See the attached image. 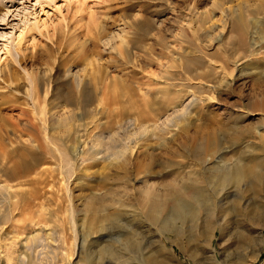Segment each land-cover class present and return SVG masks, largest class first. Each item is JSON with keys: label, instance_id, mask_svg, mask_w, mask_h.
Returning <instances> with one entry per match:
<instances>
[{"label": "rangeland", "instance_id": "obj_1", "mask_svg": "<svg viewBox=\"0 0 264 264\" xmlns=\"http://www.w3.org/2000/svg\"><path fill=\"white\" fill-rule=\"evenodd\" d=\"M5 1L12 9L5 20L0 19V167L3 165L0 184L7 183L5 177L10 178L8 184L23 182L14 186L20 189L21 196L17 204L14 197L11 205L12 201L4 200L5 196L0 195V264H264V161L256 166L255 180L248 177L244 186L228 189L223 207L215 214L219 219L214 231L212 221L215 217L211 221L205 211L197 219L191 213L177 216L173 210L166 213L169 217L165 214L162 218V221H168V229L164 231L161 230L164 222L150 219L143 203L131 198L145 184L138 182L137 190L136 186L127 185L126 172L109 164L113 156L107 151L114 149L110 147L108 139L117 131L116 121L124 118L121 121H127L125 124H128V128L119 133L124 138L127 137L125 132L129 133L128 137H134L128 143L140 152L131 166L143 172L138 174L140 177L145 178L148 170L144 168L150 160L146 158V148H157L164 143L167 147L162 146L154 151L156 159L149 169L153 173L147 182L162 185L166 180L178 179L181 184V179L190 181L191 178L197 180V184L204 185L202 191L213 196V187L205 182L208 173L205 172L201 176L204 178L199 181L197 173L193 172L201 170V167L195 165L193 160L172 153L179 151L191 158L200 155V143L188 141L197 132L203 141L213 135L218 141L216 150L220 152L224 149L222 147L231 146V135L225 130L235 125L236 119L229 115L231 109L247 111L244 103L258 101L264 87L258 88L257 77L251 75L246 85L234 81L232 88L219 92L222 73L216 72L210 59L213 58L217 65L223 64L229 70L232 68L231 61H236L241 53L242 57L247 55L242 60L243 66L248 71L258 70L257 66L264 64V39L257 38L258 53L228 45L225 54L210 45L209 41L214 36L204 34L200 37L195 25L191 27L192 32L186 29L188 27L185 19L181 20V13L187 12V1H195L200 9L209 8L214 12L216 23L222 24L218 4L221 0H173L171 5L167 4L170 0ZM243 1L247 2L249 8L245 17L252 31H249L250 34L264 38V11L252 5V0ZM233 2L240 3L238 0ZM180 10L184 11L180 13ZM3 11L6 9L0 13ZM156 18H159V22L163 21L159 28L155 26ZM115 32L117 36L119 32L124 35L123 40L119 36L114 37ZM84 38L89 39L87 45L80 43ZM165 43L172 44L170 52L163 48ZM77 46H84L83 52ZM142 46H150L152 55L138 56L142 54ZM162 51L169 57L162 58ZM14 52L24 57L21 64L14 61ZM86 54L101 60V74L88 73L94 86L99 91L101 89L103 97H108L106 99L110 105L108 109L102 108L103 111L98 115L96 133L100 138L97 141L100 151L97 156L82 160L74 174L66 171L62 174L58 164H55V158L50 157L49 161L42 163L41 152L31 149L32 142L28 136L32 129L30 123L34 122L37 129L39 124L31 107L30 96L24 92L31 87L28 86L31 80L38 85L40 79L48 74V68L53 67L54 81L50 84L51 92L47 100L52 107L51 115H60L59 111L63 109L53 106L63 102L64 96H70L79 89V84L72 80V73L82 75L85 72ZM177 57H181L183 63ZM128 60H138L139 63H135L134 67ZM7 66L15 72L16 79L12 84L10 78L13 75ZM2 67L8 71L1 72ZM107 73L112 76L110 84H106ZM24 83L25 91L19 88ZM211 85L218 89L214 91ZM42 90L40 93H44ZM251 109L250 116L239 120L243 127H250L251 139L250 136L248 138L255 141L254 127L264 125V113L257 108ZM76 111L78 114L85 113L86 120L88 115L94 113L89 109L87 112L84 109ZM123 111L126 113L122 116ZM137 112L150 115L146 131L136 129L139 124L132 118L138 116ZM210 116L220 121V125L214 128L209 126ZM52 117L51 130L54 134H63L67 130L64 124L71 120L75 124L79 122L76 115L72 119L65 117L64 120ZM108 123L113 125L112 133L110 127L105 126ZM221 124L229 125L224 127ZM184 126L186 129L182 131ZM154 130L156 134H153ZM131 132L136 133L131 135ZM7 138L11 146L7 145ZM247 142L245 140L233 145L226 157H238ZM258 155L264 160L262 149ZM252 156L256 157L257 153L253 152ZM16 164L21 171L19 176L12 178L10 171ZM35 164H40L37 169L32 167ZM44 165L54 171L57 165V171L48 173L46 186L34 185L31 177L36 179L41 176L36 171ZM141 165L142 168H139ZM132 167L128 168L129 174ZM28 168H31L30 173ZM196 191L193 189L191 192ZM90 196L102 200L103 208L100 206V211L110 214L94 227L83 219L86 210L84 202ZM198 205L194 202L191 208ZM95 206L99 207V203ZM32 235H37L38 240ZM255 254L256 258L253 257Z\"/></svg>", "mask_w": 264, "mask_h": 264}, {"label": "bare ground", "instance_id": "obj_2", "mask_svg": "<svg viewBox=\"0 0 264 264\" xmlns=\"http://www.w3.org/2000/svg\"><path fill=\"white\" fill-rule=\"evenodd\" d=\"M12 1H14V0H12ZM233 1L234 0H224V2H223L221 0V3H218L220 10H221L220 11L221 19H220V17H219V19H220V22H222V24L216 23V19L213 18L214 12L212 13L209 8L208 9H206V8L200 9L195 4V1L194 2L187 1V4L185 5L187 8V9H185L187 11L186 13L183 12L184 13L183 14V13H181V11H184V10H180V13L182 16L181 20L185 19V22H186L185 24L188 27L186 29H191V27L193 25H195L196 30L198 31V33H200V35H199L200 37H202V35H204V34H206L208 37L214 36L213 40L209 41L210 45L216 46L219 50H222L225 54H226V51H227L226 48L228 47V45L232 46L236 49H241V50L242 49H244V50L248 49L250 52H253L254 54L258 53V50H260V49H257L259 46L257 38H259V40L264 39V38L260 37V35H258V37H257V35H255V36L251 35L249 32L251 30H249L247 20L245 17V14H247L246 12L249 11V8L246 6L247 2L243 1V0H242L243 2H240L241 0L240 1L238 0V3L239 2L240 3L235 4ZM252 1H253L252 5H256V7L258 9H262L264 11V0H252ZM185 2H186V0H185ZM172 3H173V0H170V1H168L167 4L171 5ZM231 3H234V5ZM250 5L251 4H249L248 6H250ZM254 7L255 6H253V8ZM5 9H6V11H3L0 13V19L1 20H5L7 15H9V13L11 12L12 8L6 3L5 0H0V11L5 10ZM251 9H252V7H251ZM212 10H213V8H212ZM159 21H160L159 18L154 19L156 28H159L163 24V21H161V22H159ZM208 22H209V25H208ZM206 23H207V26H206ZM184 27H182V28H184ZM186 29H184V30H186ZM189 31L192 32V29ZM183 33L186 34L185 31ZM115 34H116V32H115ZM118 34H119L118 35L119 38H121L123 40L124 35L120 34V32ZM0 36H1V33H0ZM118 36L116 34L114 37H118ZM170 37L172 38L171 35H170ZM88 40H89L88 38H84L80 43L81 44L85 43L87 45V43L89 42ZM162 40H160V41H162ZM171 40H173V39H171ZM260 42H262V41H260ZM85 44H84V46H85ZM171 45H170V43H165V46L163 48L168 49L170 52L172 50ZM84 46H82V47L77 46V49H79V51L83 52ZM12 50H13V48H12ZM84 52H85V50H84ZM140 53H142L140 55L138 54V56H140V57L142 55L144 57V54L146 56H151L152 52H151L150 46L149 47L142 46ZM12 54H13L14 61L21 64L24 57H22V55H20L19 52H14ZM240 54L238 55L239 57H238V59H236V61H234V62L231 61L232 68L229 70L223 64L217 65L216 64L217 61H214L213 58L210 59V64L214 66V68L216 69V72L222 73V78L219 81V89H218V87H214L211 85L213 87L214 91L218 89L219 92H221V90H222V93H223L224 91L229 90V88H232L231 86H234V83H233L234 81H237V83L240 82L239 83L240 85H246V83L248 82L247 80L251 75H253L254 77H257L255 80L257 82L258 88L261 89L264 87V79H262V78H264V64H263V66L258 65L257 66L258 70L252 69V71H248L245 68V66H243L244 62L242 61L243 58L247 57V55L242 57L241 56L242 54L241 55ZM90 55L91 54L85 55L86 56L85 57V60H86L85 69H84L85 72L83 73V74H85V76L83 74L82 75L79 74L78 72L72 73L73 74L72 80L79 84V89L76 91L74 90L75 92L73 91L74 93H71L70 96H67V97L64 96L65 100L63 102H60L59 104L53 106L55 108L61 107V109L64 110V111L61 110L62 112L59 111L61 113L60 115H55V113H52L54 115H51L52 107H50V103L47 100V95L49 96V93L51 92L50 91V84L54 81L52 78V76L54 74L53 67L48 68V74L44 78L42 77L40 79L41 81L38 85H36L34 83V81H32L30 78L31 82H30V84H28V86H31V87H28L26 89L25 83L22 87H19V88L23 89V91H25L24 89L27 90V92H24V93H27L26 95L30 96L31 107H33L32 109H33V113L35 114V117H36L35 119L37 120V122L39 124V127L37 129L33 124L34 122L30 123L32 129H31L28 136L31 140L30 142H32L31 149H33V150L38 149V151L41 152L42 157H43L42 161H44L42 163H45L46 160L49 161L48 159L50 157L55 158L57 160L55 164H58L59 172L62 174L65 173V171L70 172L69 174H71V173L74 174L75 171L77 170V168L79 167V165L82 164L81 163L82 160L95 158L100 151V150L98 151L99 147H97L99 145V143L97 141H99L100 138H99V136H97V133H96V129L98 128V115L101 114V111H103V110H101L102 108L108 109L110 104L108 103L109 101L107 102V99H106L108 97H105V98L103 97L101 89L99 91L98 87L94 86V84L91 80V77L88 73V72H98L100 75L101 74L100 71H102L101 60L98 58L95 59L92 56L89 57ZM138 56H136V58ZM160 56L162 58L163 57H166V58L169 57L168 55L164 54L163 51L160 53ZM176 56H178V55H176ZM140 57H138V58H140ZM157 57L159 58V56H157ZM172 57L174 58V56H172ZM225 57H226V55H225ZM180 58L181 57H177L178 61H180V63H183L182 59H180ZM177 59L175 58V60H177ZM259 59H260V57H259ZM228 60H230V59H228ZM128 62L131 63L132 65H134V67H136L135 63H137L138 60H137V62H131V60H128ZM138 63H137V65H138ZM7 68L9 69V72L11 70V72H12L11 76L13 75V78H10V76L8 75L9 73H7V76L11 80L10 83L12 84L15 81L14 79H16V78H14L15 72H14L13 68H9V66H7ZM7 68L5 70V68L2 67L1 72H3V73L5 71L7 72L8 71ZM110 76H111L110 73L106 74V76H105V79L107 80L106 84H108L109 81L112 82L111 81L112 76L111 77ZM25 82H27V81H25ZM27 83H29V82H27ZM15 86H17V85H15ZM41 90L44 93H40ZM102 91H104V90H102ZM17 92H20V91L18 90ZM114 94H112V95H114ZM260 96L261 97L258 99V101L249 100L246 103H244L247 111L234 110L233 108L231 109V112L229 115H230V117L236 119L234 121L235 122L234 126H232L231 128H227L226 126L229 124H227V125L221 124L222 126L226 127L225 130L228 131V133L231 135V136H229V137H231V143H232L231 146L222 147L224 149L221 150V152H220V151L216 150V147L218 146V141L216 140V138H213V135L211 137L206 138V141H203L202 139L201 140L199 139V137H201V135L199 134V132H197V134L194 135L193 137H191L190 139H188V141L190 142V140H191V143H197V144L200 143V146H201L200 155L197 154L191 158V156H189L188 154H182L179 151H174L172 153L174 156L184 157L185 159H187L189 161L193 160L195 162V165L201 167V170H199V171L197 170L196 172H193V173H197L196 175H198L199 181L201 180V178H202L201 176L205 172L208 173V175L205 176L206 177L205 182L208 183L207 185L209 187L210 186L213 187V189H214L213 196H209L205 191H202V189L204 188L203 187L204 185L202 186V185L197 184L196 179H195L196 181L191 180V178H190V181H186L184 179H181V182H182L181 184L178 183L179 182L178 179L166 180L164 183H162V185L161 184L158 185V184L152 183V182H147V181H149L150 175L153 173L152 169L151 170H149V169H150V167H152L154 159H156L154 151L156 149L162 148V146L167 147V144L162 143L157 148L155 146L154 147L151 146L150 148L149 147L146 148V150L148 149V152L147 153L145 152L146 156H147L146 158H148L150 160L146 165H144V168L148 169V170H147V172L145 171L146 172L145 178H142L138 174L139 173L141 174L143 172H141L139 170L136 171L135 168L133 169V167L131 166L132 161L138 156L137 153L140 152L139 150H136L133 146H131L130 143H128L129 139H133L134 137H131V136L128 137L129 133L125 132V135H127V137H128V139L126 140L127 137L124 138L119 133V132H124V130H126L128 128L127 127L128 124H125V122H127V121L122 122L121 120H123L124 118L123 119L119 118L120 120H118V122L116 121V124H115L117 126V131H115L114 134L112 133L113 125L112 124L109 125V123L107 125H105L106 128L110 127V131L112 133L109 136L108 143L110 144L111 148L114 147V149H115V150L114 149L111 150L109 148L110 150H107V151L111 152L112 153L111 155L113 156V157L111 156L112 159H109V164L113 167L115 166L116 168H121L124 170V172H126L125 183H127V185L134 188L138 182H142L145 184L144 187L140 190H137V186H136L135 190L138 191L137 195H133V197H131V198L135 199L137 202L143 203V205H144L143 207L146 209L145 211L147 213V216L150 219H154V220H160L161 219L160 222H164L162 224L161 230L165 231L168 229L166 227V225L168 224V221H166V220L162 221V218L166 213L173 210V211H175L177 216H181V215L185 216V215H188V213H191L192 216H194L197 219H199L202 216L201 212L205 211L207 213L206 214L207 217L211 221L215 217V220L212 221L213 222L212 227H213V231H214L215 224H218V219H219L215 216V214L217 212H219L221 207H223V204H224L223 202L225 200L224 195L226 194L228 189L230 187L238 188V187L244 186L245 184H243V183H244L245 179L248 177L252 178V181L257 178L256 173H255L256 172V170H255L256 166L260 165V163L262 161H264V160H262V156L258 155V151L260 149H262L264 152V125L259 124V125H256L254 127V137L256 140L250 141L248 138L250 136V139H251V135L249 134L250 133V127H246V128L243 127L240 124L241 120H239V119H243V118L245 119V117L250 116V113L252 112L251 111L252 107L255 109L256 108L260 109L261 112L264 113V92H261ZM66 107H68V108H66ZM78 109H80V110L84 109V112L85 111L87 112L89 109L90 111H93L94 113L91 114L90 116L88 115L87 120H86L85 119L86 114L85 113L78 114L76 111ZM55 112L57 113L58 111H55ZM125 113H126V111H123L122 116ZM134 114H136V113H134ZM137 114H138V116L136 115L137 117L132 118L133 121H135L136 123L138 122V124H139L138 128H136V129L137 130L143 129L144 131H146L148 128V122H149L148 118H150L149 117L150 115L144 114L143 112L142 113L137 112ZM74 115H76L78 117L77 118V120L79 121L78 124H75L74 121L71 120L66 125L64 124V127L66 126L67 130L65 132H63V134L62 133L54 134V132L51 130V119L53 118L52 116H54V118L57 116L56 117L57 119L64 120L65 117L66 118L71 117V119H72V117ZM63 122H62V124H63ZM220 123L221 122L218 121L214 116L213 117L210 116V119L208 122L209 126L214 128L215 126L220 125ZM155 127H158V126H155ZM185 129H186L185 126L181 128L182 131H185ZM106 130H109V129H106ZM56 131H58V130H55V132ZM153 132H154L153 134H156L155 130ZM134 133H136V132H133V133L131 132V135ZM16 134H17V132H16ZM64 134H68V135H64ZM21 136H22V134H21ZM94 137H96V139H94ZM12 139H15V138L12 137ZM173 139L175 141V137H173ZM245 140H247L248 142L243 147V149H242L243 151L242 152L240 151L241 154L238 157H236L235 159L234 158L231 159V158L226 157L229 153V149L231 147H233V145L240 143V142L242 143ZM102 141H103V139H102ZM7 142H8L7 145H9V146L12 145L9 142V139ZM97 143H98V145H97ZM115 143H116V145L113 146V144H115ZM18 146L19 145H17V148H18ZM14 147H16V146H14ZM101 147H100V149H102ZM27 148H30V147H27ZM20 149H22V148H20ZM151 149H152V151H151ZM33 150H30V151H33ZM253 152L257 153L256 157L252 156ZM28 153H30V152H28ZM33 154H34V151H33ZM10 155H11V152L9 153V156ZM23 155H24V153H23ZM109 156H110V153H109ZM21 157H23L22 154H21ZM10 159H12V158H10ZM22 161H23V159H22ZM4 162H6V161L4 160ZM22 163L23 162H21L20 164L18 163V164L21 165ZM141 163H142V161H141ZM19 165L16 164V166L12 170V168H11L12 164H11L10 168L12 171H10V172L12 174H10V175L12 178L14 176L15 177L19 176L20 171H21L19 169L20 168ZM39 165L35 164L32 167L37 169L39 167ZM142 165L139 168H142ZM54 166H52V167H54ZM1 167H0V170H1ZM129 167H132L131 169H133L131 174H129V171H128ZM56 168H57V165L55 166V171H54V169L47 168V167H45V165L42 166L36 172L38 175H41V176L45 175V177L42 178L41 176H38V178H36V179H33V177H31L32 178V180L30 179L31 183L33 182L34 185H38V186H41V185L46 186L48 183V173L49 172H51V173L56 172L57 171ZM28 169H29V173H30L31 168H28ZM6 174L8 175V173H6ZM133 174H135V176H133ZM153 176L154 175H152V177ZM63 177H64V175H63ZM71 177H69V178H71ZM9 179L10 178L5 177L4 181H6L7 183H4L2 185L0 184V195L5 196V197H3V199L8 200L9 202L12 201V199L14 197L16 199V204H17V202L20 200L19 197L21 195H19L20 189L18 187H14V186H17L19 184V182H23V181H19L17 184H15V183L8 184ZM28 180H29V178H28ZM25 184L26 183L24 182V185ZM67 189L69 191V185L67 186ZM193 189H196L198 191V192L197 191L195 192L196 195H195V193L191 192ZM231 190H233V189H231ZM186 196H188L190 199H188ZM104 200H105V198H104ZM207 200H210V201H207ZM116 201L117 200H114V202H116ZM97 202L99 203V207L95 206V204ZM194 202H197L199 204L198 205L199 207L196 206L192 209L191 207H192V204ZM10 203H11V205H13L12 204L13 201ZM101 203H102V200L101 201L96 200L94 196L87 197L85 202H84V205L86 206V210H85V213L83 215V219H86L88 222H90L92 227H94V225L97 222H99L103 218H106L107 216L110 215L108 213L106 214L105 212L100 211ZM204 205H205V207H201ZM0 207H1V205H0ZM101 207L103 208V206H101ZM73 214H74V212H73ZM168 214H166L165 216L169 217ZM72 219H73V217H72ZM32 237L35 238V237H37V235H34V236L32 235ZM36 239L38 240V237ZM253 257L256 258V254Z\"/></svg>", "mask_w": 264, "mask_h": 264}]
</instances>
